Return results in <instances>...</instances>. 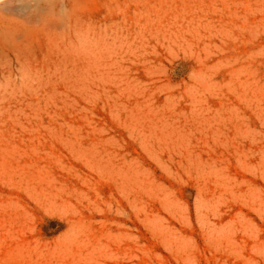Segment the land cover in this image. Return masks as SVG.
<instances>
[{"label": "rangeland", "instance_id": "1", "mask_svg": "<svg viewBox=\"0 0 264 264\" xmlns=\"http://www.w3.org/2000/svg\"><path fill=\"white\" fill-rule=\"evenodd\" d=\"M0 264H264V0H0Z\"/></svg>", "mask_w": 264, "mask_h": 264}]
</instances>
